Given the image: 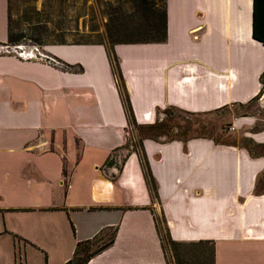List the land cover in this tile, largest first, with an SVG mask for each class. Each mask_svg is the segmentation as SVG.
Returning <instances> with one entry per match:
<instances>
[{"label":"crops","instance_id":"1","mask_svg":"<svg viewBox=\"0 0 264 264\" xmlns=\"http://www.w3.org/2000/svg\"><path fill=\"white\" fill-rule=\"evenodd\" d=\"M164 12L162 42L112 46L114 73L104 44L7 42L0 0V209L28 210L41 219L32 229L71 234L55 264L115 227L86 264H167L157 214L171 240L211 241L213 264H264V154L254 149L264 145V108L230 123L251 149L148 134L165 115L262 100L264 91L251 100L264 72L252 0H164ZM38 53L45 59L29 56ZM126 146L116 172L106 158ZM18 225L0 227V237L13 244Z\"/></svg>","mask_w":264,"mask_h":264},{"label":"rangeland","instance_id":"2","mask_svg":"<svg viewBox=\"0 0 264 264\" xmlns=\"http://www.w3.org/2000/svg\"><path fill=\"white\" fill-rule=\"evenodd\" d=\"M158 11L162 10V1L153 0ZM143 0H8V29L12 38L20 43L43 44L48 42H105L106 32L115 34L118 41L137 40L150 17ZM264 96L245 108L236 106L224 108L209 114H177L173 120H166L164 138L190 127L189 136L209 135L221 143H232L249 149L253 145L244 139L241 133L233 132L231 120L241 112L258 111L264 108ZM262 104V105H261ZM261 105V106H259ZM249 109V110H248ZM176 116V115H175ZM160 118L163 115H159ZM173 128H168L170 126ZM172 132V133H169ZM137 133L133 130L127 144L135 142ZM256 150V148L254 147ZM124 155V151L117 155ZM118 160V158H117ZM119 161V160H118ZM0 209V227L17 223L16 232L0 237L2 264H55L60 246H65L71 234L60 236L32 229L29 223L37 217L28 210H9L2 215ZM156 230L163 240L167 264H213L214 252L208 243H182L175 248L166 244V226L156 215ZM116 229V227H115ZM117 231V229H116ZM213 249V248H212Z\"/></svg>","mask_w":264,"mask_h":264},{"label":"trees","instance_id":"3","mask_svg":"<svg viewBox=\"0 0 264 264\" xmlns=\"http://www.w3.org/2000/svg\"><path fill=\"white\" fill-rule=\"evenodd\" d=\"M162 1V10L158 11L157 7L155 6L153 0H143V2L146 4V10L148 13H150V17H148V19L145 22V26H144V30L138 34V39L137 40H128V41H118L115 36V34H111V32H106V38H107V45L105 44V42H94L95 44H104V46L106 47V51L108 54V58L110 60V64L111 67L115 73V66H116V61H115V57L113 56L112 53V46L114 44H133V43H159L162 42L165 39V12H164V0ZM252 38L259 41L260 43H262V45H264V0H252ZM15 39L12 38V36L9 33V29H8V34H7V42L11 43L13 42ZM63 43V42H61ZM70 43H74V44H92V43H83V42H70ZM54 63V62H53ZM55 64L58 65L59 68L62 69H71L74 70L76 68L66 65L64 63H62L59 60L55 59ZM80 69L78 68L76 71H79ZM117 81V78H116ZM260 83H261V88L257 94V96L253 99H251L252 101H256L257 98L262 94V92L264 91V72L261 74L260 76ZM118 86L122 87V82H119L117 84ZM249 105V104H248ZM247 104L245 106H248ZM182 114H186L188 115L189 113H182ZM192 115V114H189ZM176 116H168L164 117L163 120H159L157 119L156 122L148 127V134L151 138L155 139L158 137H165L164 134L167 131V128L165 126V121L167 120H173L175 119ZM175 126H170L168 128H173ZM149 131H151L149 133ZM190 127L186 126L184 127L183 131H180L176 134H170L169 135V139L165 141H171V140H179V141H185L186 139L189 138H194V137H201V138H209L207 135L205 134H201L199 136H189L188 137V132H190ZM172 133V132H169ZM216 142V140H213ZM256 150H258V153H263V148L264 145H255ZM124 151L126 154L128 153V148L126 146V148H116L114 150H112L109 153V156L106 158V162L105 164L108 166H113L116 170V172L119 170V167L121 165V162L123 161L125 155H121L118 156L117 154L119 152ZM118 158V160H117ZM166 235L164 236L166 239V244L171 247V248H175L176 246L179 245V242H175L173 240L170 239L167 230H166ZM158 236H159V240H160V245L162 248V251L164 253V248H163V240L162 237L159 235L158 232ZM114 237H115V229H108L106 231L101 232L100 234L96 235L94 238H92L91 240H86V241H81V242H77L74 248V251L72 253V256L63 264H86L90 258H92L93 256H95L96 254H98L99 252H101L102 250H104L105 248H107L108 246H110L113 241H114ZM193 243V245H196L194 243H208L211 245V250L213 252V243L211 241H199V242H191ZM164 257H165V253H164ZM45 264V263H44Z\"/></svg>","mask_w":264,"mask_h":264},{"label":"built area","instance_id":"4","mask_svg":"<svg viewBox=\"0 0 264 264\" xmlns=\"http://www.w3.org/2000/svg\"><path fill=\"white\" fill-rule=\"evenodd\" d=\"M15 49V51L17 50V51H19V49L18 48H14ZM33 50V49H32ZM34 51H36L35 49H34ZM37 52V51H36ZM19 53H22V51H19ZM27 54V53H26ZM30 57H36V58H40V59H42V58H44L45 59V57L41 54V53H38V54H34V55H29ZM46 60H48V61H50V62H54L53 60H50V59H48V58H46Z\"/></svg>","mask_w":264,"mask_h":264},{"label":"flooded vegetation","instance_id":"5","mask_svg":"<svg viewBox=\"0 0 264 264\" xmlns=\"http://www.w3.org/2000/svg\"><path fill=\"white\" fill-rule=\"evenodd\" d=\"M164 117H167V115H165ZM164 117H163V118H164Z\"/></svg>","mask_w":264,"mask_h":264}]
</instances>
